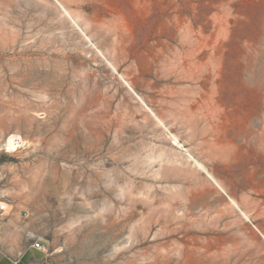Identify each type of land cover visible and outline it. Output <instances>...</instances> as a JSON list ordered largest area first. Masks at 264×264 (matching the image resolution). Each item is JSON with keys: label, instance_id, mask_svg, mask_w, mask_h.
<instances>
[{"label": "rangeland", "instance_id": "obj_1", "mask_svg": "<svg viewBox=\"0 0 264 264\" xmlns=\"http://www.w3.org/2000/svg\"><path fill=\"white\" fill-rule=\"evenodd\" d=\"M11 134L32 264H264V0H0Z\"/></svg>", "mask_w": 264, "mask_h": 264}, {"label": "crops", "instance_id": "obj_2", "mask_svg": "<svg viewBox=\"0 0 264 264\" xmlns=\"http://www.w3.org/2000/svg\"><path fill=\"white\" fill-rule=\"evenodd\" d=\"M7 205L12 206L11 210L0 212V264H32L31 246L26 244L20 214L16 205Z\"/></svg>", "mask_w": 264, "mask_h": 264}, {"label": "bare ground", "instance_id": "obj_3", "mask_svg": "<svg viewBox=\"0 0 264 264\" xmlns=\"http://www.w3.org/2000/svg\"><path fill=\"white\" fill-rule=\"evenodd\" d=\"M27 146L20 136L11 134L6 137L0 145V150H4L6 153H16L19 149H24Z\"/></svg>", "mask_w": 264, "mask_h": 264}, {"label": "built area", "instance_id": "obj_4", "mask_svg": "<svg viewBox=\"0 0 264 264\" xmlns=\"http://www.w3.org/2000/svg\"><path fill=\"white\" fill-rule=\"evenodd\" d=\"M4 179H5V173L2 170H0V186L3 183ZM7 206L8 205H7V202L4 200V197L2 195H0V212H2L3 209L6 208ZM33 247L35 249H38V250H41V251L45 250L44 245H42V244H40L38 242H35L33 244Z\"/></svg>", "mask_w": 264, "mask_h": 264}]
</instances>
